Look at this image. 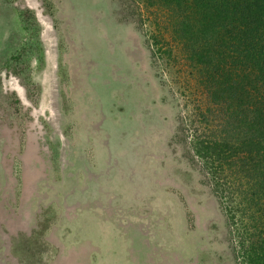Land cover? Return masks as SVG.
I'll return each mask as SVG.
<instances>
[{"label": "rangeland", "instance_id": "374dc122", "mask_svg": "<svg viewBox=\"0 0 264 264\" xmlns=\"http://www.w3.org/2000/svg\"><path fill=\"white\" fill-rule=\"evenodd\" d=\"M139 7L0 0V264H244L178 140L197 73Z\"/></svg>", "mask_w": 264, "mask_h": 264}, {"label": "trees", "instance_id": "16d2710c", "mask_svg": "<svg viewBox=\"0 0 264 264\" xmlns=\"http://www.w3.org/2000/svg\"><path fill=\"white\" fill-rule=\"evenodd\" d=\"M136 1L152 8V37L167 48L159 35L165 25L197 73L191 114L199 119L178 130L184 155L200 166L214 197L244 205V221H233L241 259L264 264V0Z\"/></svg>", "mask_w": 264, "mask_h": 264}]
</instances>
